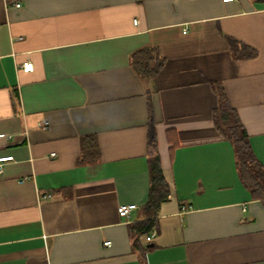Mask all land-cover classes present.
Listing matches in <instances>:
<instances>
[{
    "label": "crops",
    "instance_id": "1",
    "mask_svg": "<svg viewBox=\"0 0 264 264\" xmlns=\"http://www.w3.org/2000/svg\"><path fill=\"white\" fill-rule=\"evenodd\" d=\"M146 48L154 79L131 66ZM217 83L264 166V0H0V264H264V203L214 123ZM149 103L171 194L141 253ZM89 136L100 156L81 162Z\"/></svg>",
    "mask_w": 264,
    "mask_h": 264
},
{
    "label": "trees",
    "instance_id": "2",
    "mask_svg": "<svg viewBox=\"0 0 264 264\" xmlns=\"http://www.w3.org/2000/svg\"><path fill=\"white\" fill-rule=\"evenodd\" d=\"M230 48L236 59L247 60L257 55V52L238 41L231 40ZM164 60L157 55L155 49H141L131 56V66L142 79H154L164 67ZM218 96V106L214 109V123L222 137L231 143L235 151L236 167L239 176L250 191L252 199L264 203V166L256 157L250 137L242 123L237 110L230 106L226 91L221 84H214ZM150 121L148 124V143L152 150L150 159V193L144 208L143 221L130 224L129 230L138 251L145 253L150 250L142 245L141 238L147 239L156 228V218L161 205L168 201L171 189L167 183L157 152L156 123L149 103ZM97 138L89 136L83 139V154L81 162L92 163L99 159Z\"/></svg>",
    "mask_w": 264,
    "mask_h": 264
},
{
    "label": "built area",
    "instance_id": "3",
    "mask_svg": "<svg viewBox=\"0 0 264 264\" xmlns=\"http://www.w3.org/2000/svg\"><path fill=\"white\" fill-rule=\"evenodd\" d=\"M225 3L233 2L235 0H222ZM15 7L21 8V3L17 2L15 3ZM23 71L30 72L33 70V66L31 64H25L22 66ZM48 124L44 123L42 124L43 127H46ZM12 160V157H1L0 158V174L3 172L4 165L6 162ZM50 197V196H48ZM46 196H43V198H48ZM138 209V206L136 204H124L121 205L118 208V214L121 218L125 219L126 221L129 220L131 214ZM155 237V231L151 232V234L147 237V242L150 243L152 239ZM106 246H110V242L105 243Z\"/></svg>",
    "mask_w": 264,
    "mask_h": 264
},
{
    "label": "water",
    "instance_id": "4",
    "mask_svg": "<svg viewBox=\"0 0 264 264\" xmlns=\"http://www.w3.org/2000/svg\"><path fill=\"white\" fill-rule=\"evenodd\" d=\"M147 247H148V248H152V247H153V245H152V244H150V245H148Z\"/></svg>",
    "mask_w": 264,
    "mask_h": 264
}]
</instances>
